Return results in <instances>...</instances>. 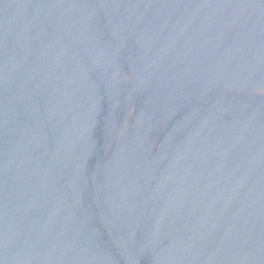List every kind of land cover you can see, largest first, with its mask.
Wrapping results in <instances>:
<instances>
[{"label":"water","instance_id":"1","mask_svg":"<svg viewBox=\"0 0 264 264\" xmlns=\"http://www.w3.org/2000/svg\"><path fill=\"white\" fill-rule=\"evenodd\" d=\"M0 264H264V0H0Z\"/></svg>","mask_w":264,"mask_h":264}]
</instances>
